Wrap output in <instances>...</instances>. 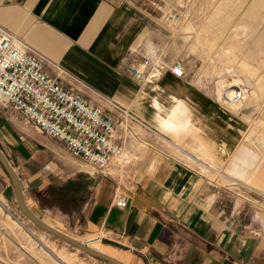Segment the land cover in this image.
<instances>
[{
    "label": "crops",
    "instance_id": "1",
    "mask_svg": "<svg viewBox=\"0 0 264 264\" xmlns=\"http://www.w3.org/2000/svg\"><path fill=\"white\" fill-rule=\"evenodd\" d=\"M129 1L0 0V25L39 53L49 74H56L54 65L62 68V81L93 104L126 106L162 135H173L172 141L159 135L168 145L190 148L192 155L207 150L227 156L229 142H237V122L222 106L169 70L154 79L153 69L143 84L127 71L138 65L133 55L142 46L153 52L148 70L162 62ZM215 53L223 56L220 49ZM116 132L124 139L115 141L132 150L142 144L144 134ZM148 139L153 143L143 159L124 175L99 172L20 112L0 106V149L18 174L26 205L52 214L84 237L79 240L101 232L107 244L127 252L117 258L128 264H264L258 237L222 214L206 178ZM121 196L124 207L115 204Z\"/></svg>",
    "mask_w": 264,
    "mask_h": 264
},
{
    "label": "rangeland",
    "instance_id": "2",
    "mask_svg": "<svg viewBox=\"0 0 264 264\" xmlns=\"http://www.w3.org/2000/svg\"><path fill=\"white\" fill-rule=\"evenodd\" d=\"M130 1L138 8L137 17L142 22L140 31L148 33L147 40L152 42L156 56L167 66L175 61L182 63L184 75L178 77L180 83L193 85L209 103L222 106L228 116L236 118L237 142L234 146V141L229 142L232 149L223 158L214 157L207 150L192 157L189 155L195 153L192 149L183 145L186 151L183 153L168 145L159 137L162 135L159 129L146 122L154 126V132L139 128L136 135L139 138L144 134V138L138 142L142 144H135V153L127 167L143 159L142 154L153 143L148 138H153L159 149L185 166L197 169L217 192L222 214L230 223L257 236L264 247V0ZM219 49L223 54L221 59L215 53ZM212 55L215 58L212 59ZM152 56L153 52L145 46L133 55L138 66L146 59L150 61ZM154 71V79L159 78L162 70L155 68ZM231 86L241 91L235 93ZM153 98L154 94L147 98L151 104ZM207 121L215 127L213 119ZM179 133L178 138H181L182 133ZM223 134L225 137V132ZM162 137L174 140L171 134L165 133ZM222 141L216 142L224 144ZM109 171L118 173L113 169ZM31 207L45 223L78 240L84 238L53 220L52 214ZM102 236L101 232L94 235L96 241L91 242L90 247L116 258L126 256L127 252L117 245L107 244ZM263 247L260 254L264 256ZM0 264L109 263L42 230L25 217L17 206L10 179L0 165Z\"/></svg>",
    "mask_w": 264,
    "mask_h": 264
},
{
    "label": "built area",
    "instance_id": "3",
    "mask_svg": "<svg viewBox=\"0 0 264 264\" xmlns=\"http://www.w3.org/2000/svg\"><path fill=\"white\" fill-rule=\"evenodd\" d=\"M42 63L39 53L22 37L0 25V106L20 112L39 131L62 141L74 156L94 170L113 169L124 175L135 152L115 141L120 137L116 129L135 137L137 127L151 132L154 128L112 100H106V108L93 104L62 81L66 75L62 68L54 65L56 74L51 75ZM150 64L146 59L139 66H129L127 71L142 80ZM168 70L176 77L184 75L180 61L170 64ZM115 204L124 207L125 197L121 196Z\"/></svg>",
    "mask_w": 264,
    "mask_h": 264
},
{
    "label": "water",
    "instance_id": "4",
    "mask_svg": "<svg viewBox=\"0 0 264 264\" xmlns=\"http://www.w3.org/2000/svg\"><path fill=\"white\" fill-rule=\"evenodd\" d=\"M0 165L3 168V170L8 175L14 195L15 200L17 203V206L19 210L22 212V214L27 217L33 224L40 227L42 230L66 241L67 243L71 244L72 246L76 247L77 249L82 250L83 252L94 256L98 259H101L109 264H127L113 256H110L104 252H101L95 248H92L88 246V244L84 241L78 240L63 231L58 230L57 228H54L47 223H45L42 219H40L38 216H36L26 205L23 196H22V190L20 186V181L17 172L15 171L14 167L10 163V161L7 159V157L4 155L2 150L0 149Z\"/></svg>",
    "mask_w": 264,
    "mask_h": 264
},
{
    "label": "bare ground",
    "instance_id": "5",
    "mask_svg": "<svg viewBox=\"0 0 264 264\" xmlns=\"http://www.w3.org/2000/svg\"><path fill=\"white\" fill-rule=\"evenodd\" d=\"M168 70V66L167 65H165L164 63H162V62H160V61H156L155 63H152V65H151V67H150V69L148 70L147 69V74L144 76V77H146L153 69H155V68H159V69H161L162 71H165L166 69ZM232 87V89H231V91H235V93H237V92H240L241 90V88H236L235 86H231ZM157 131V130H156ZM157 133V132H156ZM158 134V133H157ZM183 153H186V151H184L183 149H181V148H179ZM187 154H189V153H187ZM189 155H191L192 157H193V155L192 154H189ZM188 156V155H187ZM196 159H198V158H196ZM197 161H199V159L197 160ZM200 163H201V161H200ZM48 225H50V224H48ZM51 226V225H50ZM53 227V226H52ZM55 228V227H54ZM59 230V229H58ZM61 231V230H60ZM94 241H96V238H89V239H86L84 242H86L87 244H88V246H90V244H91V242H94ZM102 252V251H101ZM107 254V253H106ZM109 255V254H108ZM110 256H112V255H110ZM114 257V256H113ZM116 258V257H115ZM118 259V258H117ZM120 260V259H119ZM122 261V260H121ZM124 262V261H123ZM126 263V262H125ZM128 264V263H127Z\"/></svg>",
    "mask_w": 264,
    "mask_h": 264
}]
</instances>
